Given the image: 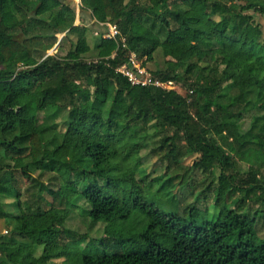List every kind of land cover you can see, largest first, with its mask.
Listing matches in <instances>:
<instances>
[{
    "label": "trees",
    "instance_id": "16d2710c",
    "mask_svg": "<svg viewBox=\"0 0 264 264\" xmlns=\"http://www.w3.org/2000/svg\"><path fill=\"white\" fill-rule=\"evenodd\" d=\"M79 9L101 31L61 0H0V264H264V0ZM131 53L185 94L132 85L116 72Z\"/></svg>",
    "mask_w": 264,
    "mask_h": 264
},
{
    "label": "rangeland",
    "instance_id": "374dc122",
    "mask_svg": "<svg viewBox=\"0 0 264 264\" xmlns=\"http://www.w3.org/2000/svg\"><path fill=\"white\" fill-rule=\"evenodd\" d=\"M64 4L68 5L69 7H72L74 9V12H75V21H74V24L75 25H87V26H90L91 27V31L94 33V35L98 32V31H101L100 30V27L98 24L95 23L94 19L92 18V16L90 14H88L83 21H81V16H80V0H61ZM156 0H149L150 3H154ZM50 7L48 5H46L44 8H42L40 11H50L51 14L53 15L54 13H56V11L58 9H53L50 10L49 9ZM39 11V12H40ZM47 16V15H46ZM255 19L258 23L261 24L262 26V29L264 30V18H261L259 16H255ZM64 34H57L56 37H57V40L60 41V39L63 37ZM88 36L91 38H88L86 40H79V41H76V39L73 37L71 40L63 43V45L61 46V49L58 50V47L57 45L54 46L52 49H50L49 51H47V53L50 55V54H58L60 56H64L66 54H68V51L70 50L71 48V43H74L75 44V41L76 43L78 44V49L79 51L85 56V58L87 59H93V51H92V35L90 34V31H89V34ZM22 37L23 35L22 34H19L15 37L16 40L18 41H21L22 40ZM76 46V45H75ZM73 47V46H72ZM168 60V59H167ZM156 64H157V67H160V68H164L165 64H164V58L162 57L161 53L158 52L156 53ZM149 70H152L154 71L156 66L153 65V64H147L146 66ZM145 67V68H146ZM148 72V70H147ZM149 73V72H148ZM173 89L177 90L181 95H184L185 92L184 91H181L177 86L176 87H173ZM63 118V117H62ZM51 124L53 123H57V125H61L60 122H59V118H55L53 121H50ZM59 128V127H58ZM44 138L46 139H49L50 138V135H46ZM151 142L150 139L146 140V143H149ZM151 146V145H150ZM149 146V148H150ZM142 149L140 154L142 156H146L147 153H149V150L150 149ZM151 149H152V146H151ZM148 159V165L149 167H151V165H154L157 161V158L155 157H147ZM193 161V158H191V156H186V158L183 160V163L184 165H191ZM22 165V162L19 160L16 162V165L15 167L16 168H19L21 167ZM162 169L161 166H156V170L157 172H163V171H160ZM204 179H207L206 180V183L208 181H210L212 178L210 177H207V176H201V175H198L195 180L198 181V182H202ZM218 190L216 191L215 193V196H214V199H215V203L218 205H220L222 202H223V199H224V194H225V190L227 188V185L226 184H220V186H218ZM156 188V187H155ZM151 192V195L148 196L149 197V200H151L152 203H154L156 206H158L161 210L163 211H166V212H170V211H176V208H180L182 205H179L177 204L176 200H173L171 199L169 196H166V195H162V193L160 192H155L154 190H152ZM218 202V203H217ZM214 203V204H215ZM100 216V215H98ZM259 229H260V232H264V223L259 226ZM0 232H2L3 234H6V229L4 227V223L0 221Z\"/></svg>",
    "mask_w": 264,
    "mask_h": 264
},
{
    "label": "built area",
    "instance_id": "2783aa9c",
    "mask_svg": "<svg viewBox=\"0 0 264 264\" xmlns=\"http://www.w3.org/2000/svg\"><path fill=\"white\" fill-rule=\"evenodd\" d=\"M103 25V24H100ZM107 27V32L103 35L104 39H115L119 34L115 26L110 24H105ZM116 72L126 77L132 85L136 86H155L163 89H173L174 85L172 83L164 84L159 81L154 80L147 70L142 66L141 61H139L134 53H131L127 61L120 66Z\"/></svg>",
    "mask_w": 264,
    "mask_h": 264
},
{
    "label": "water",
    "instance_id": "95a60500",
    "mask_svg": "<svg viewBox=\"0 0 264 264\" xmlns=\"http://www.w3.org/2000/svg\"><path fill=\"white\" fill-rule=\"evenodd\" d=\"M49 55V54H48Z\"/></svg>",
    "mask_w": 264,
    "mask_h": 264
}]
</instances>
